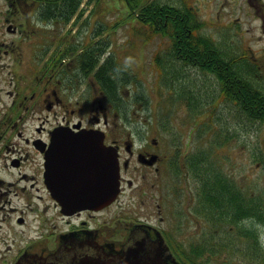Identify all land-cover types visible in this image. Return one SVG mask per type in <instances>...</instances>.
I'll return each instance as SVG.
<instances>
[{
	"label": "flooded vegetation",
	"instance_id": "flooded-vegetation-1",
	"mask_svg": "<svg viewBox=\"0 0 264 264\" xmlns=\"http://www.w3.org/2000/svg\"><path fill=\"white\" fill-rule=\"evenodd\" d=\"M0 5V182H8L0 196L6 195L4 204L22 200V207H9L14 220L4 223L19 240L0 248V264H77L87 257L119 264L147 256L182 264L165 227L163 187L173 170H189L193 152L184 137L194 128H177L174 143L158 124L134 127L125 92H108L88 70L100 62L85 54L99 36L60 33L69 12L62 0ZM90 133L111 146L119 166L116 199L99 208L81 204L105 189L98 176L89 179L87 143L68 146L70 134L86 139ZM9 180L18 181V189Z\"/></svg>",
	"mask_w": 264,
	"mask_h": 264
},
{
	"label": "rangeland",
	"instance_id": "rangeland-1",
	"mask_svg": "<svg viewBox=\"0 0 264 264\" xmlns=\"http://www.w3.org/2000/svg\"><path fill=\"white\" fill-rule=\"evenodd\" d=\"M169 1L177 3L175 0ZM185 4L202 22L203 34L210 36L216 43H222L229 51L244 54L255 61L258 72H254L253 75L260 85L263 84L264 0H185ZM91 6L95 7L91 16L92 23L97 20V25L103 26L101 33H108L114 52L126 69L128 80L121 86V90L125 92L126 97L128 94L131 96L130 103L132 98L143 103V105L135 103L132 107V110L136 108L135 113L130 115L134 127L158 124L166 139L174 143L178 135L177 128L185 132L187 128L193 127L191 133L184 137L190 142V149L193 152L188 155L194 158V155H199L204 150L213 149L217 160L212 158L209 162L213 160L216 166L219 165L218 169L223 172V177L230 179L241 191L243 198L248 200L254 195H261L264 204V122L247 119L234 101L219 98L220 89L215 75L198 67L183 65L182 72L173 78V82H169L170 75L165 76L169 83V88L166 89V82L162 81L165 78L161 80L164 74H160L158 67L152 63V58L155 51L163 55L169 50L168 41L159 36H152L145 41L139 33H135L133 35L137 44L134 48L124 49L125 46H129L125 39L128 33L136 32L134 28L140 26L138 24L133 26L132 23L125 21L123 3L117 0H91L89 9ZM0 8L2 9L1 5ZM2 17L0 16V24L4 29ZM97 25L93 28V24H89L88 29L94 30ZM64 30L63 27L61 31ZM77 30L76 33H83ZM13 37L17 39V36ZM132 48L135 49V53ZM123 50L125 60L130 62V66L129 62L124 60ZM177 64V67L171 66L175 71L180 67L179 62ZM246 72L247 70L244 71ZM192 80L195 83L191 85ZM177 83L191 85L193 87L191 89L197 91L199 102L193 103L192 106L185 99L175 102ZM218 99V106H215ZM211 121L213 124L209 125ZM214 128L217 129V134L212 132L211 129ZM221 139L224 141L218 143ZM191 172L185 168L183 172L172 173L170 177L164 179L163 192L167 195L164 200L168 202L165 227L175 243L174 249L178 248L181 251L186 248L187 252L184 255L190 257L193 264H264V254L253 256L251 248L250 250L246 248V243H249L245 236L247 234L237 232L238 226L242 229L246 226L248 229H257L264 247V225L255 217L242 219L240 223L244 225L222 227L223 231L233 235L234 242L228 250L217 249L211 254L205 253L200 256L189 252L192 244L196 241L201 243L200 235L211 231L212 225V221L205 214L203 204L205 202H199L197 193L201 182L198 183L196 176ZM9 181L12 182L10 188L18 189L15 184L18 181ZM6 183L8 182H0V186L5 188ZM5 198V194L0 196V248H5L6 243L11 245L19 240L4 223L7 222V218L12 217V221L14 220L16 214H13L9 207H22V200L12 197L11 204H4ZM128 206L132 207V204L128 203ZM3 209L6 214H3ZM28 217L31 215L28 214ZM220 222V226L224 225L223 221ZM219 234L218 232L215 236H220Z\"/></svg>",
	"mask_w": 264,
	"mask_h": 264
},
{
	"label": "trees",
	"instance_id": "trees-1",
	"mask_svg": "<svg viewBox=\"0 0 264 264\" xmlns=\"http://www.w3.org/2000/svg\"><path fill=\"white\" fill-rule=\"evenodd\" d=\"M124 1L126 8L137 12V17H134L140 26L136 28L137 31L146 35L147 33H160L168 38L169 50L165 52L166 57L155 55L154 58L160 74H164L163 78L170 75L169 79L173 80L182 72L183 65L198 67L204 72L215 75L220 89L219 98L234 101L245 113L247 119L264 122V83L260 85L253 75L254 72H258V65L254 60L244 54L229 51L222 43H216L209 36L197 35L196 33L202 28V22L190 9L184 7L182 9L180 5H174L167 0L160 2L157 0ZM62 2L73 11L77 8L79 0H62ZM131 16L132 13L129 12L128 17ZM176 61L181 62L177 71L172 69V67H177L174 65ZM245 70H247L246 73H244ZM194 83L193 80L190 81L191 85ZM191 85L186 84L183 87L180 85L178 97V100L185 99L190 106L199 102L197 91L192 90ZM218 102L219 99L215 106H218ZM208 124L213 123L211 121ZM211 130L218 133L215 128ZM221 141L224 140L216 142ZM212 158L217 160L214 150H204L199 155H194L190 168L191 173L199 181L198 183L201 182L197 193L199 202H205L203 203L205 214L212 221V232L200 235L201 243L196 241L189 249L190 253L211 254L217 249L228 250L234 242L233 235L223 231L222 227L244 225L240 223L244 218L255 217L264 225V204L261 195H254L248 200L243 198L241 191L233 185L230 179L223 177V172L218 169L219 165L216 166L213 160L209 162ZM220 221H223L224 225L220 226ZM218 232L220 236H215ZM237 232L247 234L245 236L249 243H246V248L249 250L251 248L253 256L264 254V247L257 229H248L247 226L242 229L238 226ZM186 252V248L181 249V254Z\"/></svg>",
	"mask_w": 264,
	"mask_h": 264
},
{
	"label": "water",
	"instance_id": "water-1",
	"mask_svg": "<svg viewBox=\"0 0 264 264\" xmlns=\"http://www.w3.org/2000/svg\"><path fill=\"white\" fill-rule=\"evenodd\" d=\"M89 136V135H88ZM90 137V136H89ZM77 142H83V141H77ZM87 142L92 143L88 146L89 152L87 156H85V164H87L88 169H92L95 171V174L98 175V177L103 178V182L105 185H107V190L105 191V195L101 196H93L89 204H92L93 206H99L101 204L110 202L113 197H115L117 190H118V163L116 160V157L114 156V153L109 149L108 151L100 144V141L95 138L94 140L90 141L87 140ZM76 143V140H74V144ZM102 151V154L99 156H96V152L98 150ZM97 193V192H96ZM95 194V192H94ZM81 203L84 205H88V198H81ZM88 250L82 251V254L86 256ZM150 251L148 250L143 255L149 254ZM153 254V253H152ZM87 257V256H86ZM155 262H158V259H155L153 256H147L145 258L138 259L135 257V259L128 258L124 259V264H156ZM119 263V264H123ZM92 264H97L95 262H92ZM114 264H117V262H114Z\"/></svg>",
	"mask_w": 264,
	"mask_h": 264
}]
</instances>
